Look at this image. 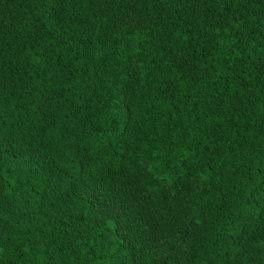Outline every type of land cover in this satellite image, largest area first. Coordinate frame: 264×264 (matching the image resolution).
<instances>
[{"label": "trees", "instance_id": "obj_1", "mask_svg": "<svg viewBox=\"0 0 264 264\" xmlns=\"http://www.w3.org/2000/svg\"><path fill=\"white\" fill-rule=\"evenodd\" d=\"M0 264H264V0H0Z\"/></svg>", "mask_w": 264, "mask_h": 264}]
</instances>
